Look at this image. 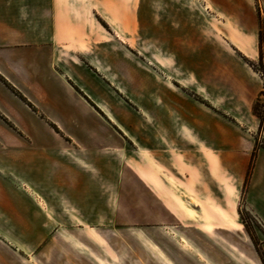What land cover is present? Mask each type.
<instances>
[{"label":"crops","instance_id":"obj_1","mask_svg":"<svg viewBox=\"0 0 264 264\" xmlns=\"http://www.w3.org/2000/svg\"><path fill=\"white\" fill-rule=\"evenodd\" d=\"M133 18V0H0V236L36 234L43 178L78 202L100 186L87 166L109 171L119 136L150 151L170 146L177 164L188 145L244 185L264 141L253 112L262 75L204 41L171 52L168 70L119 57L118 29ZM244 200L264 224V146Z\"/></svg>","mask_w":264,"mask_h":264},{"label":"rangeland","instance_id":"obj_2","mask_svg":"<svg viewBox=\"0 0 264 264\" xmlns=\"http://www.w3.org/2000/svg\"><path fill=\"white\" fill-rule=\"evenodd\" d=\"M133 8L128 34L117 13L127 39L116 43L119 57L126 51L168 70L171 52L204 41L241 56L264 79V0H133ZM258 100L264 117V91ZM125 138L106 156L109 171L87 166L101 185L80 202L39 182L36 234L0 236V264H264V224L244 200L247 175L239 187L188 145L177 164L170 146L150 151Z\"/></svg>","mask_w":264,"mask_h":264},{"label":"trees","instance_id":"obj_3","mask_svg":"<svg viewBox=\"0 0 264 264\" xmlns=\"http://www.w3.org/2000/svg\"><path fill=\"white\" fill-rule=\"evenodd\" d=\"M260 100H258L257 102H255L254 106H253V109H254V112L260 117L261 119V129L264 127V117L261 115L260 113V110L258 108V106L260 105ZM255 156H256V148H255V151L253 153V156H252V160H251V163H250V166H249V170H248V174H247V179H246V184L249 180V177L252 173V169H253V165H254V160H255Z\"/></svg>","mask_w":264,"mask_h":264}]
</instances>
